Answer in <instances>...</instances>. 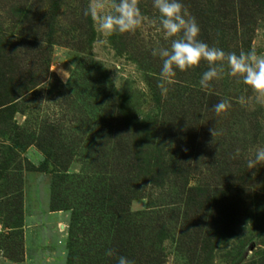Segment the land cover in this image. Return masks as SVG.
Wrapping results in <instances>:
<instances>
[{
	"label": "rangeland",
	"instance_id": "obj_1",
	"mask_svg": "<svg viewBox=\"0 0 264 264\" xmlns=\"http://www.w3.org/2000/svg\"><path fill=\"white\" fill-rule=\"evenodd\" d=\"M259 1L181 0L199 25L198 38L226 53L217 61L218 76L206 88L228 94L240 105L226 114L237 125L241 158L233 155L234 165L229 161L220 177L212 160L189 157V188L205 182L211 196L177 198L172 196L175 183L151 177L158 173L151 158L157 147L151 145L159 146L153 114L166 99L165 93L161 98L160 85L152 86L151 65L157 61L155 69L161 70L159 49L171 44L164 38L153 0H137L142 23L135 31L110 36L85 15L92 0H0V258L21 264H99V206L90 209L88 204L90 197H99L102 180L110 187L123 181L128 215L153 213L152 231L142 238L148 248H156L155 264H264V164L254 169L246 164L264 148V98L258 100L241 79L229 75L227 63L231 53L254 49L264 55V0ZM96 2L111 13L119 0ZM204 15L208 19H202ZM23 35L34 38L41 50L27 51ZM153 52L157 54L148 60ZM208 69L207 61H201L186 76L175 72L171 81L201 84ZM162 83L164 89L172 88L171 82ZM103 84L109 96L122 92L137 100L131 134L136 147L149 153L137 196L128 184L132 169L119 177L118 154L109 150L113 145L99 144L101 130L109 123L99 126ZM250 124L255 127L249 131ZM234 169L246 177L241 201L231 211L224 208L222 194L232 188ZM231 195L226 197L229 202ZM110 197L111 203L118 201V196ZM133 219L135 223L141 217ZM131 221L125 224L133 225ZM158 227L164 229L153 231ZM130 234L126 230L118 245L130 248ZM127 250L124 257L133 264H145V259L133 261Z\"/></svg>",
	"mask_w": 264,
	"mask_h": 264
},
{
	"label": "trees",
	"instance_id": "obj_2",
	"mask_svg": "<svg viewBox=\"0 0 264 264\" xmlns=\"http://www.w3.org/2000/svg\"><path fill=\"white\" fill-rule=\"evenodd\" d=\"M261 1L262 0H260L259 3H261ZM206 18L208 19L206 15H204V18L202 16V19ZM204 22L206 21L204 20ZM204 22L203 24L205 25ZM23 36L25 40L23 44L27 51L34 47L38 48V51L41 50V46L37 45L34 38ZM47 43L51 45L50 42ZM5 54H8V52ZM41 55H45V52H42ZM42 57L44 56L40 58ZM153 58L154 55L151 54L148 55L147 59L152 61ZM152 63L151 71H153L154 77L151 79L155 78L153 79L155 83L152 84V86L160 85L159 90L156 88L155 91H160L161 98H163L162 95L165 93L166 99L163 101L162 105L160 104L158 106V110L155 114H153V124L156 130L155 137L159 139L155 141V143L159 144V146H155L156 144L151 145L152 148L157 147L155 155L152 153L151 158H153L152 162L154 165L158 167V173H155V175L151 177L155 178L159 175V177L162 176V178H167V181L171 180V184L175 183L176 186L173 188L174 192L172 196L177 198H192L204 195L211 196V186L205 182L197 188H189L190 169L187 165V159L196 155L198 157L202 156L205 160L207 159V161L212 160L215 164H218L217 169L220 170V177L224 176L226 169L235 161H231L233 157L241 158V154H234L235 151L241 150V146H238L240 141L235 137L238 135L235 132L237 125L232 123L230 120L232 117L226 114L234 112L237 108H240V105L228 94H219V92L210 88L201 87V84L182 80L171 81L172 88L166 89V92H162L161 84H163L162 79L164 78L161 76V70H159V68L155 69L159 63H157V61ZM187 70L181 72L177 69L175 72L179 75L186 76L188 73ZM103 74V77L107 78V75L105 73ZM171 79L173 78H170V80ZM102 86L103 88L99 89V98L101 102L99 105V126L103 127L101 123H106V120H109V123L106 125L108 129H106L105 126L103 127L106 131L103 129L101 130L99 144H102L104 148L113 145V149L109 150L112 151L113 156L114 153L118 154L117 159L119 163L117 166L119 177L123 179L124 176H126L124 174L126 168L130 167V169H132L133 176L129 174L130 171H127V177L129 176L130 180L127 177L126 179H128V184H132L133 195L137 196L140 192L139 185L143 181L141 180L144 175L142 171L146 168L144 162H147V156H149L148 152L144 154L143 148L139 149L136 147L134 144V137L131 134V130L134 128V120L136 121L134 114L137 100L136 98L133 100L124 96L127 93L122 92L120 95L116 92H111L109 96L108 90L105 88L104 84ZM221 101H226L229 107L225 112L217 114L214 111V106ZM250 115L254 116V119L256 118L257 120L256 115L249 114V116ZM249 126V128H247L249 131L255 127V125L252 124ZM123 131L126 132L123 134ZM213 131L215 135H213ZM146 137H148V135H146ZM143 139L146 138L143 137ZM152 148L150 149L152 150ZM135 150L139 152L137 153ZM133 156H135L136 161H134ZM129 158L131 159V163L127 164ZM139 159L143 161H141L142 164H140ZM229 161L232 163L229 164ZM233 165L234 163L231 166ZM213 168L216 169V167ZM209 170L211 171V169ZM235 172L231 179L233 181L231 185L232 188L229 189V191H223L222 194L224 208H227V210L232 209L231 211H234L240 203L245 189V184L242 183V181L245 180L246 174L244 171ZM119 181L121 180H118V182ZM207 181L210 182V180ZM122 182H120L117 187H110L105 181L99 180V190L96 191L99 197H97V199L93 196L90 197L91 201L88 204L90 209L95 207L96 204L99 206V264L102 262L109 263V261L115 259L118 260V257L124 256V253L127 254V249L133 261H136V259L137 261L145 259V264H155L154 262L156 260L158 261L157 256H159L157 255L156 248H154V246L153 249L148 248V246H146L147 241L142 238V234L152 231L149 230V228L152 227L150 225L154 222V219H152L153 213H136L135 216H139L141 219L135 223L132 222L135 216L128 215L129 212L125 210V207L128 206V202L125 197L123 189L124 184ZM160 186L164 187L163 184ZM229 192L233 194L231 196L234 199L230 202L226 200ZM110 196H118V201L115 200V203H111L112 200ZM224 208H222V210ZM128 218H130V221L132 220L131 223H133V225H130V223L125 224V220ZM114 222H117V224H114ZM157 222H159V220ZM117 226L118 228H116ZM128 229L131 233L130 236L133 238V244L130 248H123L124 246L122 244L118 245V243L122 241L123 234ZM163 229V227H158V229H154L153 231L157 230V233H159V231L161 232ZM143 241L145 242L143 243ZM108 250L112 251V256H107L105 254Z\"/></svg>",
	"mask_w": 264,
	"mask_h": 264
},
{
	"label": "clouds",
	"instance_id": "obj_3",
	"mask_svg": "<svg viewBox=\"0 0 264 264\" xmlns=\"http://www.w3.org/2000/svg\"><path fill=\"white\" fill-rule=\"evenodd\" d=\"M153 6L159 12V21L164 38L171 40L169 48L159 49L158 55L162 59L161 76L165 81L178 69L183 72L198 66L201 61H207L209 69L201 77L200 83L207 87V83L218 76L217 61H223L226 53L218 48L209 47L198 37L200 28L194 17H189L187 9L181 0H153ZM114 12H104L102 3L92 0L85 10V15L90 16L98 30L105 36L115 33L124 34L135 31L142 23V14L137 5V0H119L112 5ZM187 17V19H186ZM153 52V55H156ZM229 75L238 77L249 86L257 95L258 100L264 98V55H257L253 49L247 53L241 52L227 54ZM66 71L63 72V76ZM162 92H166L161 84ZM229 107L226 101H221L214 106L217 114L223 113ZM213 135H215L213 131ZM239 155V150H237ZM249 169H254L259 164H264V148H259L252 159L246 161ZM112 256L111 250L105 253ZM117 264H133L124 256L118 257Z\"/></svg>",
	"mask_w": 264,
	"mask_h": 264
},
{
	"label": "crops",
	"instance_id": "obj_4",
	"mask_svg": "<svg viewBox=\"0 0 264 264\" xmlns=\"http://www.w3.org/2000/svg\"><path fill=\"white\" fill-rule=\"evenodd\" d=\"M0 264H21V263H14V262L6 261L3 258H0Z\"/></svg>",
	"mask_w": 264,
	"mask_h": 264
}]
</instances>
